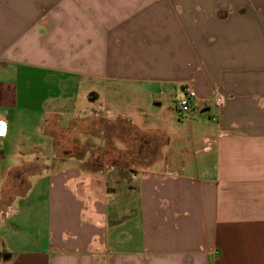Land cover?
I'll return each mask as SVG.
<instances>
[{
  "label": "crops",
  "instance_id": "1",
  "mask_svg": "<svg viewBox=\"0 0 264 264\" xmlns=\"http://www.w3.org/2000/svg\"><path fill=\"white\" fill-rule=\"evenodd\" d=\"M84 81L166 91L128 186L56 156ZM0 122V264H264V0H0Z\"/></svg>",
  "mask_w": 264,
  "mask_h": 264
},
{
  "label": "rangeland",
  "instance_id": "2",
  "mask_svg": "<svg viewBox=\"0 0 264 264\" xmlns=\"http://www.w3.org/2000/svg\"><path fill=\"white\" fill-rule=\"evenodd\" d=\"M90 87L95 88L99 92V99L105 98V110H103L101 104H92L93 107L91 108L90 106V110L81 111L83 107L81 101L82 92L89 90ZM81 88L76 107V111L79 113L77 116L79 120H77L74 126L73 135L68 136V140L61 144V147L56 152V156L60 160H64L70 156L74 160H84L90 173L99 178L109 179L107 181V189L109 191L119 189L121 185L126 186L127 184L128 186V182H125L129 181L130 174L140 175V173L145 172L147 169L145 163L156 160L158 157L156 154H163L161 152V141L155 142L156 137L151 134V128L159 130L161 126L149 122L150 120L147 119V116L151 114L154 99L167 98L166 91L163 90L164 95L161 92L156 94L155 91L150 94L148 92H140L139 90H132L130 92L126 88L118 89L115 85L94 81L82 82ZM177 96L176 100L178 102L184 98L181 92ZM171 104L173 109L178 110L175 102H171ZM106 111H110L112 114L107 113V116ZM181 120L187 124L186 119L181 118ZM123 122H128L130 125L132 123L133 125L128 136L126 131L130 125L123 124ZM101 128L102 130L105 128V134L102 132L98 135V130ZM120 130L124 131L125 139L123 136L119 137ZM166 130L169 132V127ZM164 144L166 146L167 143ZM186 147L187 144L185 142L188 158L190 156V148L187 147L186 149ZM44 155L45 153L42 156ZM164 157L167 158L166 153H164ZM135 165H137L136 168ZM13 198L14 192L10 193L9 191V194H4L2 199H0V211L4 210L5 212L7 205L11 204ZM14 206L18 207L20 203H16ZM8 245H10L8 248L14 249L15 247L18 250V245L20 244L17 241L14 243L11 240Z\"/></svg>",
  "mask_w": 264,
  "mask_h": 264
},
{
  "label": "built area",
  "instance_id": "3",
  "mask_svg": "<svg viewBox=\"0 0 264 264\" xmlns=\"http://www.w3.org/2000/svg\"><path fill=\"white\" fill-rule=\"evenodd\" d=\"M185 91L187 96L178 103V107L182 113L191 117L195 113L200 112L202 110V103L191 87L188 86ZM211 100H213L214 103L220 107L224 106L226 102V98L219 93H216L213 99ZM209 102L210 100H205L204 104H208ZM5 128L6 126L0 122V136H4L6 134Z\"/></svg>",
  "mask_w": 264,
  "mask_h": 264
}]
</instances>
